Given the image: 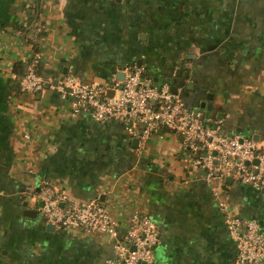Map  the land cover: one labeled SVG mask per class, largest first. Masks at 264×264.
I'll use <instances>...</instances> for the list:
<instances>
[{
    "label": "crops",
    "instance_id": "1",
    "mask_svg": "<svg viewBox=\"0 0 264 264\" xmlns=\"http://www.w3.org/2000/svg\"><path fill=\"white\" fill-rule=\"evenodd\" d=\"M36 55L45 79L101 83L138 65L170 85L180 69L176 79L188 83L175 93L204 122L263 139L264 0H0V264H102L111 255L106 233L46 228L33 199L41 182L95 196L120 232L133 210L147 213L160 234L152 264H236L213 190L264 233V186L205 181L195 153L163 128L139 147L120 123L73 110L50 85L13 87V63L28 67Z\"/></svg>",
    "mask_w": 264,
    "mask_h": 264
},
{
    "label": "built area",
    "instance_id": "2",
    "mask_svg": "<svg viewBox=\"0 0 264 264\" xmlns=\"http://www.w3.org/2000/svg\"><path fill=\"white\" fill-rule=\"evenodd\" d=\"M118 70L120 77L112 74L110 80L97 83L72 74L45 79L29 66L16 80L21 91L34 92L50 85L70 100L73 110L87 111L99 121L119 122L129 136L136 138L139 147L158 127L173 133L196 154L193 161L205 181L229 175L255 188L264 186V138L224 133L217 122H204L200 112L186 106L168 83H152L141 66L124 65ZM213 196L235 241L236 264H263L264 233L258 222L238 215L217 190H213ZM33 199L40 202L38 213L46 223L110 236L112 252L102 264L153 263V246L159 241V232L147 213L133 210L120 232L95 196L73 198L41 182Z\"/></svg>",
    "mask_w": 264,
    "mask_h": 264
},
{
    "label": "trees",
    "instance_id": "3",
    "mask_svg": "<svg viewBox=\"0 0 264 264\" xmlns=\"http://www.w3.org/2000/svg\"><path fill=\"white\" fill-rule=\"evenodd\" d=\"M35 11H36V9H34L30 14H27V17H26L27 22H26L25 25H22L21 23L18 24L17 28L19 30H22L23 31L25 29V27L34 19V17H35ZM29 66H31L35 70V72L40 73V71H41L40 65H39L38 59H36L35 56L30 60ZM28 67L25 66V64H22L21 62L16 61L12 65V70L14 71L15 74H17L19 76ZM143 73L146 74V72H144V71H143ZM11 84H12L13 87H18L17 80H15L14 82L12 81ZM57 228H61V227H57ZM157 229H158V227H157ZM158 232H159V229H158ZM159 239H160V234H159Z\"/></svg>",
    "mask_w": 264,
    "mask_h": 264
},
{
    "label": "water",
    "instance_id": "4",
    "mask_svg": "<svg viewBox=\"0 0 264 264\" xmlns=\"http://www.w3.org/2000/svg\"><path fill=\"white\" fill-rule=\"evenodd\" d=\"M181 74V70L179 69L178 71H176L175 75L173 77H171V84L169 85V88L172 92H176L177 86H181L182 84H187L188 82H185L183 79H176V76H179ZM185 74V73H183ZM204 102L203 101H197L196 99L193 101V105H199V106H204ZM206 108H210V103H206L205 104ZM135 140V138H134ZM196 155V154H194ZM255 161V160H254ZM224 178H227V176H225ZM228 178H230V176H228ZM38 205H40V202H38ZM23 213L27 214V215H34L36 213L35 209H27L25 208L23 210ZM54 226L51 223H46V228L48 229H52Z\"/></svg>",
    "mask_w": 264,
    "mask_h": 264
}]
</instances>
